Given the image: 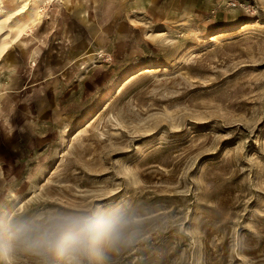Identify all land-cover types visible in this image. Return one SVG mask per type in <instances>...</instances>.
Segmentation results:
<instances>
[{
    "label": "rangeland",
    "instance_id": "1",
    "mask_svg": "<svg viewBox=\"0 0 264 264\" xmlns=\"http://www.w3.org/2000/svg\"><path fill=\"white\" fill-rule=\"evenodd\" d=\"M17 21L0 211L107 196L143 233L115 264H264V0L0 1Z\"/></svg>",
    "mask_w": 264,
    "mask_h": 264
},
{
    "label": "clouds",
    "instance_id": "2",
    "mask_svg": "<svg viewBox=\"0 0 264 264\" xmlns=\"http://www.w3.org/2000/svg\"><path fill=\"white\" fill-rule=\"evenodd\" d=\"M10 137L15 128L4 120ZM102 196L43 207L21 203L0 211V264H115L113 256L142 238L140 217L125 203Z\"/></svg>",
    "mask_w": 264,
    "mask_h": 264
},
{
    "label": "bare ground",
    "instance_id": "3",
    "mask_svg": "<svg viewBox=\"0 0 264 264\" xmlns=\"http://www.w3.org/2000/svg\"><path fill=\"white\" fill-rule=\"evenodd\" d=\"M3 23L4 22H2V24ZM2 24L0 25V36H2L0 37V58L5 55L7 49L11 47L10 44L16 42L21 37L23 31V27L19 25L20 21H17L16 24L11 27L10 32L3 35L2 30L4 26H2Z\"/></svg>",
    "mask_w": 264,
    "mask_h": 264
},
{
    "label": "built area",
    "instance_id": "4",
    "mask_svg": "<svg viewBox=\"0 0 264 264\" xmlns=\"http://www.w3.org/2000/svg\"><path fill=\"white\" fill-rule=\"evenodd\" d=\"M235 5V4H234Z\"/></svg>",
    "mask_w": 264,
    "mask_h": 264
}]
</instances>
